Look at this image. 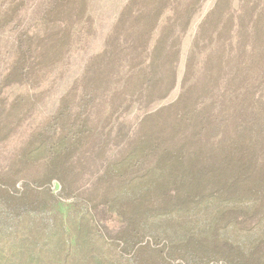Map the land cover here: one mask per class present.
I'll use <instances>...</instances> for the list:
<instances>
[{"label": "trees", "instance_id": "obj_1", "mask_svg": "<svg viewBox=\"0 0 264 264\" xmlns=\"http://www.w3.org/2000/svg\"><path fill=\"white\" fill-rule=\"evenodd\" d=\"M30 0H0V31ZM128 0L102 50L0 166V264H264V0ZM47 0L17 33L0 145L94 26ZM85 24V31L81 26ZM136 115L130 117V111ZM66 206V212L61 207Z\"/></svg>", "mask_w": 264, "mask_h": 264}, {"label": "rangeland", "instance_id": "obj_2", "mask_svg": "<svg viewBox=\"0 0 264 264\" xmlns=\"http://www.w3.org/2000/svg\"><path fill=\"white\" fill-rule=\"evenodd\" d=\"M45 1L47 0H30L18 19V28H11V25L0 31V80L7 69L10 62L11 53L15 46V37L18 32L24 30L38 16ZM128 0H88V15L93 22L94 34L90 36L88 43L84 42L74 45L68 54V58L60 66L55 67L53 78L42 87L43 89H51L45 95L42 102L36 107L34 112L30 114L29 120L16 132L13 137L0 145V166L8 163V159L14 151L21 145V142L27 137L30 130L37 125L42 124L44 119L52 114L59 103V98L70 88L74 79L80 77L83 73L85 62L88 58L98 51L102 50L105 39L110 33L113 23L118 17L121 8ZM216 0H206L202 5V10L191 21V25L183 37L181 46V57L178 64L177 85L169 94L168 98L159 101L152 109H157L161 105L172 103L177 98L180 91V79L184 72L185 58L191 46L193 37L197 31L199 21L209 12ZM233 5H237V0L233 1ZM81 30L85 31V24L81 26ZM27 87L13 85L1 89L0 96L5 97L10 103L12 98L19 93H26ZM137 112L130 111V117H134ZM66 206L61 207V211L66 212Z\"/></svg>", "mask_w": 264, "mask_h": 264}]
</instances>
